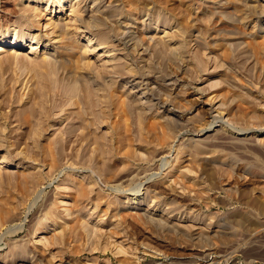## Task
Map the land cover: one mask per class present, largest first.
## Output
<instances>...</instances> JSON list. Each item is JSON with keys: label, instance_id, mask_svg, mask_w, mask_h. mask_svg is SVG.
<instances>
[{"label": "rangeland", "instance_id": "1", "mask_svg": "<svg viewBox=\"0 0 264 264\" xmlns=\"http://www.w3.org/2000/svg\"><path fill=\"white\" fill-rule=\"evenodd\" d=\"M56 1L57 0H53V2L55 3ZM76 1L77 0L75 1L66 0L65 3L63 2L61 6L63 8L62 12L59 10L60 8L57 7L59 5L53 4L51 7H49L55 9L53 14L51 13L50 15L49 13V16L41 18L40 24L37 25V28L35 27L36 25L35 26L33 25L32 21L28 23V27L31 29L30 30L31 34H36V35L39 34L44 38L42 39L40 45L38 46V53L36 55H26L27 49H29L28 47L29 42H27L24 43L26 45L23 44L25 48L16 51V54L15 52H13L15 50L12 51L15 54L13 56L16 60L15 59L14 61L11 60L12 62H10V65L8 61L5 62L6 66L5 63L4 64H2L3 62L0 63V65L2 66V67L0 66V72H1L0 75L2 74L0 76V81H1L0 86H2V88L0 87L1 88L0 89V136L2 139L0 143L3 144V145L0 144L1 146L0 160L3 158V156L7 158L9 157V159L11 160L10 165H0V204H2L0 205V209L3 210L6 209L5 211H7V212L4 211L6 213L7 218L2 219V221L0 222V264H33V263L35 264L37 260L36 258H39L38 256H41L44 253L43 249L47 251L43 254L45 259V264H264V215H260L261 213L260 211H258V209L264 208V80H263L264 54H263L262 62L257 63V59L255 58V56L253 57V55L248 51V48H246L247 41L245 38H240V37H236L235 39L222 38L220 44L224 45L226 49H229L227 50L229 51V54L231 53L230 62L225 63V61L223 62L222 58H221L222 61L219 60L221 56L217 57L218 52L216 50L215 52L217 54L214 52L213 50L214 48H211L212 45H208L205 42H203V40L199 38L198 36L199 34H197L198 31L193 29L191 32L192 33L191 37L187 39L186 50L185 52L183 51L185 54L182 53L185 57H183V55H181L180 53L181 50L180 52L177 51L178 53L176 51L175 53L174 51L172 53V51L168 49L164 45V43L161 42V40H159V38L165 39L166 41H168V43L170 42V44L175 45V47L178 49L180 46V44H178L179 42H176V40L173 41L171 40V38H173L172 36L174 30L170 28H164L162 26L156 28V23H154V21L153 22L148 21L147 22L149 23V25L147 24V31H149L148 35L149 36L155 35L156 39L153 42H151L149 45L145 44L144 49L147 52L148 58H150L149 56H151L152 58L148 63L147 62L144 64L140 63L141 64L140 65L139 62H136L135 58L132 56L130 50L131 43L128 42L126 36L127 32L125 33L123 32V34L117 37L113 35L112 38L109 40L110 42L98 48H97L96 40H94L91 43L92 44L91 46H94L93 48L85 47L88 44L86 42L87 40L92 38L94 39L95 38L94 36H96V34L97 36L98 34L100 35L102 31L103 32L110 31L111 26L110 24L107 23H105L107 25L102 26L101 23L98 22V20H96L98 18V14H96L95 6L99 5V2L101 3V1L98 0V2L97 1L95 2L94 0H83L81 5V7L87 6V8H89L90 11H93L95 9L94 10L95 13L93 12V15L96 14L94 16L95 17L97 16V18H95L94 16L90 17V16L82 15L81 12H79L78 14H75V11L71 12L72 10L70 7L72 4L75 5ZM104 1L106 2L107 0ZM14 3L15 0H0V32H3L6 29L7 25L10 26L11 29H13V25L15 27V22L20 14H16L14 12V9L12 10V7L15 6ZM25 3L26 2L24 3L22 2L21 4L24 5ZM171 3L173 4L174 8H177L175 9L176 13L174 11V15L179 18H184L185 16H187V14H192V12H189L188 10L191 9L192 11V9H194L190 7L188 10H186L187 6L189 5L188 4L184 5L185 3L184 0L183 1L174 0L173 2L171 1L169 4L171 5ZM258 3L262 4V6L264 7V0H257L256 4L258 5ZM26 4H28V2ZM45 4L46 3H44L43 8H46ZM263 7H260L258 10H260L261 12L263 11L264 13ZM9 10L13 12H10ZM199 16L201 18L200 19L201 22L204 25H207L208 24L207 15L199 14ZM73 18L74 19L77 18L78 21L81 22L83 21V22L82 25L78 27V29L70 32L71 35L67 34L65 35L67 37L64 36L65 37L64 40H67L66 42L68 44L67 46L68 48H70L69 53L74 54L73 56L70 55L72 56V58L70 59L71 60L74 59L72 60L73 63L75 60L76 61L80 60L81 61L80 64L83 65L85 63L90 64L89 66L86 65L87 69H85L84 67L85 65L84 66L81 65L85 69L84 70L81 68V77L83 80V82L82 81L81 82L83 86L84 84H86V86H88L87 84L93 85L94 84L93 82L95 81H96L95 84L100 83L99 85L94 84L95 86L94 85L91 86L93 88L92 90L90 88H87V90L89 89L88 92L89 93L92 92L95 95L93 101L97 103L95 104V110H97V112L103 111L102 108H104L106 112H111L108 113L110 114L109 116L104 111L105 115H107L106 117L109 116L107 118L108 119L107 122L103 121L104 116L103 118L97 119L96 115H94L96 117V119H94L95 117L93 118L91 116L92 114L89 113L90 116L92 117L91 118L89 114L87 115L88 112L86 113L87 115L86 117L89 120L88 122L90 123V121L94 120V122L92 121V123H96L94 124L95 126L97 125L96 127L94 126L92 127V129L93 128L96 129V130L93 129L94 131H97L96 134H94L95 132L93 131L94 135L92 134V136L96 137L99 134L103 137L104 136L106 137L108 149L105 146V150H106L105 154L107 155L108 158L106 157V155L104 156L102 155L101 157L104 158H101L99 156L102 159V161L100 158L98 159H100V161L103 162L104 159L107 158L108 161L105 160L104 163L110 162V167H113L110 169V172L108 171L110 174L108 172H104L105 170L107 171L106 168L104 171H101L103 170L102 168L105 167L103 165L104 163L101 165L100 164L101 162L98 160L99 163L95 164L92 159L94 157L92 151H94L96 147V146L94 147L93 144V140H95V138H89L88 136L89 138L88 140L90 141L82 140L81 135L83 133V129L80 126V124L79 126L77 124L78 119L76 114L72 115L71 113L69 115L72 116L69 115H68L69 117L65 116L66 114L65 108L67 107L66 105L71 103L68 101H70L72 98H70V100L67 101L69 97L67 99L62 97L65 99V100L62 99L65 101L64 102L61 100V97L55 95V92L52 91L50 93L51 95L45 98V100L44 99L42 100L43 104L41 102L42 105H45L44 106L45 108L35 106L33 109V106L29 105L31 104L30 100L28 101L25 97V95L28 94L29 92L28 91L29 88H31L30 86H32V84H30L28 80L32 77L33 73L37 69L36 67H38V64L39 66H41L40 64H42V63L36 64L34 61L29 60V58L27 57L34 56L37 57L36 59L38 58L42 59L43 57L47 59L48 57L47 54L54 53L53 48L59 46L60 43L59 41H61V43L64 41L63 37L61 39L57 35H55V33H53L54 31H52V27H50L49 29L48 27H46V24L49 23V19L50 20L55 19V21L57 20L64 24L69 23V25L72 24L71 26H73L74 25ZM234 24L240 30L244 29V25H245L244 21H240V20L238 21V19L235 18ZM28 27L21 29L20 30L21 34L29 35V29H27ZM241 27L243 29H241ZM263 28H264V18L261 19L259 33H258L259 37H262V39H264ZM112 34L113 33L111 32V35ZM46 42L47 43L49 42L51 46L48 49H45L44 47ZM79 45L84 47L82 48ZM113 45L116 46L114 47ZM11 50H9L10 52L7 51L6 52L7 54L5 52L0 53V61H5L7 59L5 57H7L9 53H11L10 55H12ZM105 52L108 53L104 54ZM180 55L183 58H185V61L182 57H180ZM119 57H120V62H118ZM172 57H175L176 63L179 62L180 65L177 66L174 65V67L169 66V65H173L169 60ZM49 58H51V56H49ZM175 58H172V60L174 59L173 61H175ZM179 58H182L183 60ZM115 59L118 61H116ZM110 60L113 61L115 60L117 64H124V65L127 64L128 68L125 69L124 72H127L129 69H131L129 67L132 66V68L136 69V71L140 73L139 74L136 72L135 77H133L134 79L138 78L136 79L135 83L138 84L140 83V85H138L136 89H133L134 90L133 93L134 95L135 92L136 95L137 92H140V94H142L141 97L143 99L142 101L144 105V106L142 105L143 108H140L142 107L140 105H139L140 107L136 106L137 100H134L135 98L133 96L128 95L129 97L127 98L123 96L126 99L124 100L123 97L119 98L117 95V93L118 94L125 93L126 89L123 87L121 89L120 85L121 84L124 85V83L128 82L126 84L128 86L129 81L131 82L133 79L131 76L130 78L129 76L126 75L122 76L123 75L122 73L121 75L122 78L113 74L111 78H104V76L101 74L105 71V68L108 69L112 68L110 67V64L108 65L106 64ZM180 61L182 62L184 61V63L182 64ZM13 62H16L14 63L15 66L14 64H12ZM33 62L35 65L32 64ZM128 62H130V64ZM33 66H35L34 70H33ZM7 69H9L10 72ZM1 70H3L4 73ZM83 70L86 72H84ZM185 70H187V72H184ZM36 72H38V70ZM228 72L232 73V75L235 74L234 76L236 78L235 79L236 81L234 83L229 82L228 80L226 81L224 75L228 74ZM54 73L56 76L54 75ZM54 73H51L53 74L51 76L47 74L51 78L50 81H52L53 78L55 81L56 80L58 81L59 79L60 83L58 84H61L62 81L60 80L61 75L57 73L62 74V71L59 72L56 70V72ZM22 74L25 78L22 76ZM101 76H103L102 78L104 80L100 78ZM8 78L13 79L14 83L11 82V80ZM7 79L8 81H6ZM16 80L17 83L15 84ZM9 81L11 85L9 84ZM57 81H56V85H57ZM157 82L158 84L171 82L172 85L169 90L170 91L172 89L173 90L170 92L162 87H158ZM79 83H77V85ZM112 84L115 85L114 87L118 85L117 87H119L122 91L120 89L119 90L121 92L118 91V89L114 93L113 91H111L112 93L110 94H114V96L116 95L119 100L118 99L117 101L116 99L111 100L114 103L116 102V104L113 103L114 104L113 106L112 102L110 101L109 103H107L109 108L107 109V105L103 103L104 101L103 95L105 94L106 97L108 96L106 98L108 100L110 96L109 94L110 91H108V89L110 88V86H113ZM90 85L88 87H90ZM5 86L8 87L5 88ZM132 88L134 87L132 86ZM11 89L13 91H11ZM96 89L97 91H95ZM105 90H107L106 92L108 93H105ZM5 94L8 96H6ZM93 94H92V98H93ZM170 94L171 96H169ZM54 95L57 98L59 97L60 100L54 98ZM172 95L173 97L177 95L178 97L183 99L186 102L187 106L185 108H180V110H178L179 106L175 107V104H177V100L175 101L176 98H173ZM198 95L202 97V100H206L210 97H213V95L220 96L218 98L219 99L218 101L222 103L224 112L220 110H216L217 106H215L216 107L214 108L215 110L211 111L210 113H207L205 109H200V110L198 109L199 111H201L199 112L198 110H196V108L198 107L197 103L199 101L195 100V98H197ZM19 96L23 98H20ZM100 96H102L103 98ZM114 96L112 95L113 98H116ZM168 96L171 99H168ZM98 97L101 99H99ZM112 97L110 96V99H113ZM73 98L74 99L72 100H76V99L78 100V98L76 97ZM172 98L174 99V101ZM234 98H236V100ZM58 100L61 102L58 103L60 107L56 104L57 105L56 107H59L58 110L56 111L55 103ZM62 102L64 103L68 102L65 105L66 107ZM117 102H120V104L124 106V109L126 107L125 110L127 114L125 113V111H119V113H117L118 111L114 112L115 109H113L112 107L116 108L115 107L116 105L118 106V109L120 107V105ZM165 102H167L168 106L169 105L171 106L173 111L171 112L172 113L171 115L175 116L174 118H176L177 120H174L173 122L167 121V123L164 122L166 110L165 111L163 110V106ZM171 102L173 103L176 102V103L171 104ZM208 104L209 106L205 108L210 107V104L211 106H213V103L211 102H208ZM228 105L231 106L230 110ZM241 105L245 108L246 112L250 109L248 111L249 115H251L252 117L253 116L256 117L252 118L251 116L250 117L248 116V119H244L243 121L241 120L240 123L238 120H234L236 119V117H234L236 115H232L235 114L232 111V109L237 108V106L240 107ZM53 106L55 111L53 110ZM61 106L65 109V110L63 109L64 111L62 110L65 113H63L61 110L59 111V109H62ZM99 106L101 107L102 110L99 109ZM110 106L112 107L110 108ZM27 107L28 108L30 107V110L37 109V111L35 110L36 112L34 111L35 113H33L32 111V113L36 115H33L31 113L33 117L32 116L27 117V120L29 117L30 118L32 117L33 120L34 118L35 119L37 118L36 120L38 123L35 120V124L37 123L36 124L37 126L34 125L32 119L29 120L30 122L32 121L31 126L32 127L34 126L33 128H31L30 125L28 126V124H30L29 121L26 120L28 124L24 123L25 117L23 118L24 120L22 121V116H24V114L22 113L25 109L27 111L28 109ZM46 107L49 110L52 108L51 109L52 111H50L51 113L47 111L48 109ZM68 108L69 107H67V109ZM38 110L39 113H37ZM40 110L41 111L44 110V111L40 112ZM111 110H113L114 112L113 114ZM228 111L231 114L228 113ZM18 112H21L20 113L21 118H19ZM196 112H199L198 116L195 115ZM45 113H48V115H46ZM62 113L64 114L63 116ZM45 115L49 116L48 117L49 119L45 117ZM64 116L68 120L67 119L64 120L63 119L65 118ZM42 119H44L43 122ZM38 120H40V122ZM104 120L106 119L104 118ZM71 122L73 123L70 124ZM161 122L163 123L161 124ZM39 123H41V125L38 126ZM154 124L156 127L154 126ZM70 125L71 126L73 125L72 129H70L71 128ZM74 126L75 127L77 126L75 128L76 130L75 129L73 130ZM153 126L155 128L151 130ZM114 127H116V130ZM70 130L71 131L73 130V132H71ZM77 139L80 141H78ZM75 140L77 142H75ZM110 142H112V144L109 145ZM45 144L47 146H51V147L53 146V147L52 148L45 147L46 146ZM51 149L53 150L55 149V152L52 151L55 155L54 154L52 155V152L50 151ZM129 150L133 153L131 152H130L131 154L128 153ZM151 152L153 155L151 154ZM45 154L47 157L44 156ZM129 155H131L132 157ZM213 155L214 156L228 155L230 157H233V159L235 158L233 167L231 168L228 167V169H226V173L227 170H230L229 171L230 173L227 174L225 173V175H223L222 178L216 174L217 172L213 168H211L212 167L210 166L211 164L207 162V157L210 158ZM52 157L54 159H52ZM125 157L127 159H125ZM25 175L27 176L32 175L33 177H36L34 175H37L36 180L34 181L36 182L34 184L37 185L36 186L34 184L30 185V183L33 182L31 181V179H29L30 181L28 180L29 182L26 181L23 178ZM70 176H74V179L77 176L76 177L77 180L75 179L76 181L74 180L72 182L68 181L67 179ZM88 180L91 181L93 185L94 183L96 185L93 192L94 194L92 195L93 200L97 198V196L95 195L97 194L98 191L100 192H98L97 195H100L99 193L102 194L99 197H103L104 195L109 200L104 197L105 200H103L102 204L100 205L101 207L97 208L96 205L94 204L95 203L94 201L92 203L89 199H87L88 201H86V203L85 202H83V204H81V202L80 204L77 203L78 208L81 205H84V203H85L84 206L86 205L87 206L85 207V209H82V211L79 210L80 212L79 211L76 212V209L72 207L73 206L72 204L76 203L75 194L73 196L72 192L74 191V193L75 192L77 193V189H76L77 185L78 187L80 185L78 184L77 181H80L79 183L82 182L83 184L85 183L84 185H87L88 187L90 185L92 186V184H90ZM228 181L229 182L233 181L231 188L229 187L227 188L225 186V183H227ZM74 182L76 183V185ZM159 183L164 184L166 187L168 186L167 191L173 193L168 194L169 193L168 192L167 195L160 194V196L153 194L151 192V189L148 187L159 185ZM95 189L97 191L96 194H95ZM69 194H71L73 198L69 197L68 196ZM59 195H61V197L63 198L65 197L63 199L64 203L62 204H59V198H60ZM172 195L183 198L184 200L187 201L185 202L186 204H180L182 206L181 207L178 203L174 202L175 199ZM71 200H73L75 203ZM104 201L105 202L108 201L109 205ZM139 203L144 207L147 206L149 212L150 210L151 211L153 210L152 211L153 213L161 216L164 213L165 215H167V219H170V221L172 220L171 222L179 226L180 224H182L183 226L187 227L185 230H187L186 233L188 234L184 233L183 235L181 234L182 232L180 233L177 230H176L177 232H175V230L170 231L167 229V227L163 228V226L162 227L157 226L156 224L149 222V220L148 223L145 219L142 221L132 220L131 223H129L130 225L127 224L125 226L118 224L119 221H116L117 218L116 216L124 213V209L122 207L124 205L126 207L129 206L128 208L130 209L128 211L131 212L132 210L131 208L135 207L136 205H139ZM76 206L77 205H75V207ZM189 208L192 210H190ZM91 214L92 216H90ZM165 215H163V217H165ZM238 215L241 216L244 215L246 217L249 216L248 218L250 219L252 218V220L255 219L254 221H256L255 223H257L256 224L257 227L256 226L254 227H256L261 231L260 234H257L255 237L251 238V240L250 238L248 239L246 234L247 229L245 230L241 225H239L238 223L235 224L233 222L235 217ZM52 216H54L55 218ZM170 216L173 217L168 218ZM75 218L78 219V221L81 224L84 223V218H85V221H87L90 225L92 224L93 227H95L94 225L98 226L101 231L99 230V233L96 234L101 235L102 238L101 237L100 238L102 239L101 240L102 242L103 240L104 242L108 240V242L113 247H116L118 251L121 248L122 249L124 248L123 250H125V252L122 253L121 255L120 254L115 255L114 252L111 250H109L106 253H102L100 251L92 252L91 244L95 241V238H93V235L95 234L94 231L92 235H89V237L87 236L88 234L84 236L83 232L79 231L80 232L79 235H81L82 233L81 239L78 238V236L76 238L74 237L77 234L72 235L71 232H69L70 226L71 227L73 226L71 224V221L74 224V222L76 221ZM55 219L57 222L55 221ZM52 220H54V225L47 226L48 230L46 232H41V233L38 232L37 234L34 233L43 223ZM78 221L77 223L76 222L75 223L77 225H81ZM65 222L67 225L65 224ZM66 228H68V230L63 231ZM195 229H199L200 231H202L201 233L207 235L208 237L205 236V238L200 239L199 241L194 239L190 234L194 233V231L197 232ZM58 231L59 232L61 231V233L63 232V236L65 237V238L61 237L59 239L60 241H58V239L56 238L57 236L54 235ZM66 231L70 233V236L66 235V234L69 235V233H67ZM76 232L79 233L77 230ZM109 232L114 233L113 234L114 237L109 235L110 234ZM142 232H145L147 235L144 236L140 235V233ZM138 234L142 237H140ZM169 235L170 237L174 235L173 237L179 240L178 241L179 243L177 244L176 247L175 244L170 242ZM244 235L246 236V238ZM37 236H41V237L39 238ZM148 236L151 237L149 238ZM46 237L48 238L49 243L46 241L47 240ZM67 237L70 238L67 239ZM72 237L75 239H73ZM30 239L33 242H30L31 241ZM180 239L182 240L185 239L184 240L185 242L183 241L184 244ZM153 240L156 242H154ZM54 241L56 242V244ZM45 242H47V245L45 244ZM157 242H161L162 244L165 243L168 246L170 245L172 246H170L171 248L167 249L162 247V244ZM158 248H159V252H156L158 251L157 250ZM47 258H50V260Z\"/></svg>", "mask_w": 264, "mask_h": 264}, {"label": "bare ground", "instance_id": "2", "mask_svg": "<svg viewBox=\"0 0 264 264\" xmlns=\"http://www.w3.org/2000/svg\"><path fill=\"white\" fill-rule=\"evenodd\" d=\"M65 1L66 0H57L56 1V3L55 2H53V0H15V3H14V7H12V10L14 9V12L16 13V14H20L19 15V17H18V21L16 20V22H15V27H14V25H13V29H11V27L10 26H8L7 25V27H6V29L3 31V32H0V53H6L7 51H9V50H11V52L13 51V50H15V51H13V52H15V54H16V51H19V50H21V49H23V48H25V46L24 45H26V44H24V43H27V42H29V49H27V54L26 55H36L37 53H38V46L40 45V43H41V41H42V39H44L42 36H40L39 34H31L30 32V28L28 27V23L30 22V21H32V23H33V25L37 28V25L38 24H40V19L41 18H44V17H47V16H49V13H50V15H51V13L53 14V12H54V10L55 9H52V8H49V7H51L53 4H56V5H59V6H57L58 8H60L59 10L62 12L63 11V8L61 7L62 6V3L64 2L65 3ZM73 1H75V0H73ZM95 2L97 1L98 2V0H94ZM99 1H101V3L99 2V5H96L95 6V9H96V14H98V18H97V16L95 17L94 15H96V14H94L93 15V12L95 13V9L93 10V11H90V9L89 8H87V6H82L81 7V5H82V2H83V0H77L76 1V3H75V5H71V12H73V11H75V14H78L79 12H81V14L82 15H85V16H94L95 18H97L96 20H98V22H100L101 23V25L103 26H105V25H107V24H110V26H111V30L110 31H105V32H103L102 31V33H100V35L98 34V36H97V34H96V36H94L95 38L93 39H89V40H87L86 42L88 43L87 44V46H85V47H87V48H93L94 46H91L92 44V42L94 41V40H96V42H97V48L98 47H100V46H102V45H106V43H108V42H110L109 40L112 38V36L114 35L115 37H117V36H120L121 34H123V32L125 33V32H127V40H128V42L129 43H131V47H130V50H131V53H132V56L135 58V60H136V62H139V64L140 63H148L149 61H150V59L152 58L151 56H149L150 58H148V55H147V52L145 51V44L146 45H149L151 42H153L155 39H156V36L155 35H152V36H149L148 35V33H149V31H147V24L149 25V23H147L148 21H150V22H153L154 21V23H156V28H159V26H162V27H164V28H170V29H172V30H174V33H173V38H171V40L173 41V40H176V42H179L178 44H180V46H179V50L175 47V45H172V44H170V42L168 43V41H166L165 39H162V38H159V40H161V42L162 43H164V45L168 48V49H170L171 51H172V53H173V51H174V53H175V51L177 52H180V50H181V55H183V54H185L184 52H185V50H186V42H187V39L189 38V37H191V32H192V30L193 29H195L196 31H198V33L197 34H199L198 36H199V38H201L202 40H203V42H205L206 44H208V45H212V47L211 48H214L213 50H214V52H215V50L218 52V54H217V57H220V59L219 60H221V58H222V60H223V62L225 61V63H227V62H230V60H231V56H230V54H229V51H227V50H229V49H226L225 48V46L224 45H221L220 43H221V39L222 38H236V37H240V38H245L246 39V41H247V47L246 48H248V51L253 55V57L255 56V58L257 59V63L258 62H262V58H263V54H264V39H262V37H259V27H260V23H261V19L262 18H264V16H263V11L261 12L260 10H258L260 7H263L262 6V4H259L258 3V5L256 4L257 3V0H184L185 1V3H184V5H186V4H188L189 6H187V8H186V10H188L190 7L191 8H194V9H192V11H191V9H189L188 11L189 12H192V14H187V16H185L184 18H179V17H177V16H175L174 15V11H175V9H177V8H174V6H173V4L171 3V5L169 4L171 1L173 2L174 0H107L106 2L104 1V0H99ZM183 1V0H182ZM24 3V2H28V4H21V3ZM44 3H46L45 5V7L46 8H43V5H44ZM179 3V2H178ZM93 4V3H92ZM182 4V3H181ZM23 5V6H22ZM261 5V6H260ZM42 6V7H41ZM150 6H152V7H150ZM171 6H173V7H171ZM193 6V7H192ZM93 7V6H92ZM177 7V6H176ZM264 8V7H263ZM8 9V8H7ZM75 9V10H74ZM52 10V11H51ZM179 10V9H178ZM181 10V9H180ZM10 11V10H9ZM10 12H13V11H10ZM178 12V11H177ZM175 13H176V11H175ZM75 14H73V15H75ZM183 14V13H182ZM185 14V13H184ZM199 14H204V15H207V21H208V24L207 25H204L202 22H201V18H200V16H199ZM175 17H174V16ZM78 16V15H77ZM182 16H184V15H182ZM181 16V17H182ZM202 17V16H201ZM5 18V17H4ZM80 18V17H79ZM149 18H150V20H149ZM235 18H237L238 19V21L240 20V21H244V23H245V25H244V29L241 27V29H243V30H240L239 28H237L236 26H235V24H234V20H235ZM53 19V18H52ZM50 20L49 19V23L48 24H46V27H48V29L50 28V27H52V31H54L53 33H55V35H57L59 38H61L62 39V37H63V40H64V38L65 37H67V36H65V35H67V34H70V32L71 31H74V30H76V29H78V27H80L81 25H82V22L81 21H78V19L77 18H73L74 20V25L73 26H71V25H69V21L67 22L68 24H64V23H61V22H59V21H55V19L54 20ZM58 19V18H57ZM7 20V19H6ZM45 21V20H44ZM71 21H72V19H71ZM206 21V22H207ZM31 23V24H32ZM105 23H107V24H105ZM187 27H186V26ZM241 25V24H240ZM75 26V27H74ZM88 26V25H87ZM86 26V27H87ZM26 27H28L27 29H29V35H24V34H21V32H20V30L21 29H23V28H26ZM34 27V28H35ZM103 28V27H102ZM148 28H150V27H148ZM89 29V28H88ZM96 29V28H95ZM264 29V28H263ZM82 30V29H81ZM106 30V29H105ZM109 30V29H108ZM166 30V29H165ZM80 31V30H79ZM84 31V30H83ZM156 31H157V29H156ZM263 31V30H262ZM76 32H78V31H76ZM101 32V31H100ZM111 32L113 33L112 35H111ZM165 32V31H164ZM194 32V31H193ZM24 33H26V32H24ZM50 33V32H49ZM93 34H94V32H93ZM172 34V33H171ZM71 35V34H70ZM69 35V36H70ZM74 35H76V34H74ZM165 35V34H164ZM65 36V37H64ZM55 37V36H54ZM97 38V39H96ZM175 38V39H174ZM52 39V38H51ZM72 39V38H71ZM167 39V38H166ZM126 40V39H125ZM124 40V41H125ZM72 41V40H71ZM113 41V40H112ZM231 41V40H230ZM60 43H61V41H59ZM67 42V40H64L61 44L59 43V46L58 47H55V48H53V54H47L48 55V57L47 56H45V57H47V59L46 58H42V59H36L37 57H34V56H31V57H27V58H29V60H32V61H34L36 64L37 63H42V64H40L41 66H39V64H38V67H36L37 69L35 70V72L38 70V72H34L33 73V75H32V77L28 80V82L30 83V84H32V86H30L31 88H29V92H28V94H26L25 95V97H26V99L29 101L30 100V103L31 104H29V105H32L33 106V109H34V107L35 106H39V107H41V108H45L44 106L45 105H42L43 104V99L45 100V98H47L49 95H51L50 93L53 91V92H55V95H57V96H59V97H61V100L62 99H67L68 97H69V99H67V101L68 100H70V98H72V99H74L73 97H76V98H78V100L76 99V100H70V101H68V102H71L70 104H67L68 102H66V103H64L65 101V99L64 100H62V101H64V102H62V103H64V106L66 105L67 107H69L68 109H67V107L64 109L62 106V109H59V111L61 110H65V112H66V114H65V116H68L69 114H71L72 113V115L73 114H76V116H77V119H78V126H79V124H80V126L82 127V129H83V133H82V135H81V138H82V140H85V141H87L89 138H95V140H93V144H94V147H95V149H94V151H92L93 152V155H94V157L92 158L93 159V161H94V163L95 164H97V163H99V161H100V159L101 158H104V157H101L102 155L104 156V155H106L105 154V146H106V148H107V146H108V144H107V141H106V137L104 136H101V135H97L96 137H93L92 136V134H93V131L94 130H96V129H92V127L94 126V127H96L94 124H96V123H92V121L94 122V120H92V121H90V123L88 122L89 120L87 119V115L90 113V114H92L91 116L94 118L95 116L94 115H96V117H97V119L98 118H103V116H104V118L106 119V120H104V118H103V121L105 122H107V118L110 116V114H108V113H111V112H106L105 111V109L104 108H102L103 109V111H100L99 109H101V107L99 106V111L100 112H97V110H95V104H97V103H95L94 101H93V99H94V94L91 92V93H89L88 91H89V89L87 90V88H90L91 90L93 89L91 86H93L94 84H95V82H93V80H92V82L94 83H92L93 85H90V84H87L88 86L90 85V87H88V86H86V84H84V86H83V84H82V82H83V80H82V77H81V68L82 69H84L82 66H84L85 67V69H87V66L86 65H90V64H87V63H85L84 65L83 64H80L81 63V61L80 60H75L74 61V63L72 62V60H74V59H70V58H72V56L74 55V54H70L69 53V49L70 48H68V44L66 43ZM175 42V41H174ZM175 42V43H176ZM194 42V41H193ZM202 42V43H203ZM24 44V45H23ZM114 44V43H113ZM218 44V45H217ZM24 47H23V46ZM160 45V44H159ZM80 46V45H79ZM114 46V45H113ZM116 46V45H115ZM114 46V47H115ZM178 46V45H177ZM206 46V45H205ZM45 49H48L49 47H51L50 46V43L48 42H46V44H45ZM80 47H82V46H80ZM84 47V46H83ZM82 47V48H83ZM111 47V46H110ZM76 48V47H75ZM95 48H96V46H95ZM147 48V47H146ZM203 48V47H202ZM232 48V47H231ZM241 48H243V47H241ZM51 49V48H50ZM86 49V48H85ZM115 49V48H114ZM90 50V49H89ZM88 50V51H89ZM73 51V50H72ZM79 51V50H78ZM77 51V52H78ZM91 51V50H90ZM108 51V50H107ZM111 51V50H110ZM110 51H109V53H110ZM117 51V50H116ZM184 51V52H183ZM242 51V50H241ZM10 52V51H9ZM12 52V55H10L11 53H9L8 54V56L7 57H5V58H7L5 61H0V63L1 62H3L2 64H4L5 62H9V65H10V62H12V61H14V56L13 55H15L14 53ZM74 52H75V50H74ZM146 52V53H145ZM168 52V51H167ZM177 52V53H178ZM213 52V51H212ZM19 53V52H18ZM40 53H41V51H40ZM106 53H108V52H105L104 54H106ZM169 53H170V51H169ZM176 53V54H177ZM183 53V54H182ZM7 54V53H6ZM176 54H173V55H176ZM188 54V53H187ZM246 54V53H245ZM17 55H19V54H17ZM21 55V54H20ZM41 55V54H40ZM70 55H72V56H70ZM108 55H110V54H108ZM179 55V54H178ZM180 55V57H182ZM204 55V54H203ZM234 55V54H233ZM49 56H51V58H49ZM81 56V55H80ZM79 56V57H80ZM88 56V55H87ZM100 56V55H99ZM172 56V55H171ZM17 57V56H16ZM107 57V56H106ZM179 57V56H178ZM183 57H185L184 55H183ZM182 57V58H183ZM216 57V56H215ZM243 57V56H242ZM18 58H19V56H18ZM48 58H49V60H48ZM76 58V57H75ZM133 58V59H134ZM169 58V57H168ZM172 58H175V57H172ZM172 58H170L169 60H170V62H171V64H173V65H169V66H173L174 67V65H180V63L178 64V63H176V58H175V61H173L172 60ZM179 58V59H181V60H183L184 59V61H185V58ZM202 58V57H201ZM204 58V57H203ZM26 59V58H25ZM255 59V60H256ZM4 60V59H3ZM12 60V61H11ZM16 60V59H15ZM116 60V59H115ZM113 61V60H110V61H108L106 64L108 65V64H110V67H112L111 69H108V68H105V71L103 72V73H101L103 76H104V78H111V76H112V74L113 75H116V76H119V77H121L122 78V76H124V75H126V76H129V78H130V76L133 78V77H135V75H136V69H134V68H132V66H130L129 68H131V69H129L127 72H124L125 71V69H127L128 67H127V64L126 65H124V64H117V62L116 61H118V60H116V61ZM161 60V59H160ZM168 60V59H167ZM221 60V61H222ZM246 60V59H245ZM249 60V59H248ZM80 61V62H79ZM90 61V60H89ZM100 61V60H99ZM105 61V60H104ZM134 61V60H133ZM132 61V62H133ZM184 61L182 62V61H180L182 64L184 63ZM238 61V60H237ZM34 62L32 63V64H34ZM86 62V61H85ZM118 62H120V57H119V61ZM127 62V61H126ZM153 62V61H152ZM169 62V63H170ZM187 62V61H186ZM14 63H16V62H13L12 64H14ZM90 63V62H89ZM101 63H102V61H101ZM125 63V62H124ZM129 64H130V62H128ZM166 63H168V62H166ZM263 63H264V61H263ZM262 63V64H263ZM11 64V65H12ZM31 64V65H32ZM142 64V65H143ZM188 64V63H187ZM25 65V64H24ZM28 65V64H27ZM35 65V64H34ZM82 65V66H81ZM141 65V64H140ZM140 65H138V66H140ZM151 65H152V63H151ZM198 65H200V64H198ZM1 66V65H0ZM5 66H6V63H5ZM14 66H15V64H14ZM18 66V65H17ZM22 66V65H21ZM37 66V65H36ZM97 66V65H96ZM106 66V65H105ZM150 66V65H149ZM193 66V65H192ZM2 67V66H1ZM4 67V66H3ZM12 67V66H11ZM27 67V66H26ZM30 67V66H29ZM98 67V66H97ZM103 67V66H102ZM151 67V66H150ZM5 68V67H4ZM34 68H35V66H33V70H34ZM176 68V67H175ZM194 68V67H193ZM196 68V67H195ZM198 68V67H197ZM202 68V67H201ZM13 69V68H12ZM11 69V70H12ZM16 69V68H15ZM29 69H32V68H29ZM53 69L54 70V72H56V70L57 71H62V74L61 73H57V74H60L59 76L61 77L60 78V80H62L61 81V84H58V83H60V81H59V79H58V81H57V85H56V81L54 80V78H53V82L52 81H50L51 80V78L49 77V75L51 76V75H53V74H51V73H54L53 72V70L51 71V70ZM56 69V70H55ZM84 69V70H85ZM90 69V68H89ZM92 69V68H91ZM139 69V68H138ZM137 69V70H138ZM144 69V68H143ZM178 69V68H177ZM7 70H9V69H7ZM83 70V71H84ZM189 70V69H188ZM195 70V69H194ZM262 70V69H261ZM1 71H3V70H1ZM18 71V70H17ZM31 71V70H30ZM48 71H50V72H48ZM230 71V70H229ZM9 72H10V70H9ZM84 72H86V71H84ZM142 72V71H141ZM166 72V71H165ZM184 72H187V70H185ZM204 72H206V71H204ZM1 73V72H0ZM3 73H4V71H3ZM12 73V72H11ZM30 73V72H29ZM122 73H123V75H122ZM137 73H139V72H137ZM183 73V72H182ZM194 73V72H193ZM226 73V72H225ZM10 74V73H9ZM25 74V73H24ZM47 74H49V75H47ZM83 74H85V73H83ZM91 74H93V73H91ZM100 74V73H99ZM107 74V75H106ZM128 74V75H127ZM140 74V73H139ZM185 74V73H184ZM224 74V73H223ZM2 75V74H1ZM0 75V76H1ZM12 75V74H11ZM10 75V76H11ZM15 75V74H14ZM13 75V76H14ZM54 75H55V73H54ZM122 75V76H121ZM151 75V74H150ZM167 75V74H166ZM175 75V74H174ZM235 75V74H234ZM234 75H232V73H229L228 72V74H226V75H224V77H225V79H226V81L228 80L229 82H232V83H234L236 80V78H235V76ZM22 76H23V74H22ZM56 76V75H55ZM58 76V77H59ZM91 76V75H90ZM100 76V75H99ZM103 76H101L100 78H102ZM145 76V75H144ZM153 76V75H152ZM15 77V76H14ZM24 77V76H23ZM50 79H49V78ZM57 77V78H58ZM95 77V76H94ZM115 77V76H114ZM25 78V77H24ZM83 78H84V76H83ZM86 78H88V77H86ZM128 78V79H129ZM131 78V79H132ZM8 79H10V78H8ZM8 79L6 80V81H8ZM15 79V78H14ZM94 79V78H93ZM103 79V78H102ZM114 79V78H113ZM136 79H138V78H133L132 79V81L130 82L129 81V84H128V86L126 85L127 83H124V85H120V87H121V89H122V87L123 88H125L126 90H125V93H117V95H118V97L119 98H121V97H125V98H127V97H129L128 95H130V96H133L134 98V100H137L136 101V103H137V105L136 106H138V107H140V106H142L143 105V99H142V97H141V95L142 94H140V92H137V95H136V92H135V95H134V93H133V89H136L137 87H138V85H140V83L138 84V83H135V81H136ZM160 79V78H159ZM224 79V80H225ZM11 80V82H13L14 80L13 79H10ZM20 80V79H19ZM31 80V81H30ZM104 80V79H103ZM142 80V79H141ZM264 80V79H263ZM54 81H55V83H54ZM67 81V82H66ZM82 81V82H81ZM88 81V80H87ZM91 81V80H90ZM106 81V80H105ZM154 81V80H153ZM1 82V81H0ZM19 82V81H18ZM25 82V81H24ZM80 82V83H79ZM118 82V81H117ZM125 82V81H124ZM169 82V81H168ZM168 82H165V83H159L158 84V82H157V86L158 87H162V88H164L165 90H167V91H170L169 89L171 88V82L170 83H168ZM174 82V81H173ZM177 82V81H176ZM14 83V82H13ZM17 83V80H16V82H15V84ZM77 83H79L78 85H80V86H78L77 85ZM142 83V82H141ZM9 84L11 85V83H10V81H9ZM96 84H98V83H96ZM95 84V85H96ZM100 84V83H99ZM98 84V85H99ZM155 84V83H154ZM154 84H151V85H154ZM0 85H1V83H0ZM8 85V84H7ZM27 85H28V83H27ZM60 85V86H59ZM94 85V86H95ZM113 85V84H112ZM131 85V86H130ZM146 85H147V83H146ZM175 85V84H174ZM236 85H237V82H236ZM107 86V85H106ZM109 86V85H108ZM115 85H113V86H110V88L108 89V91H110L109 92V94L110 93H112L111 91H113V93L118 89V91H120L121 89L119 88V87H114ZM126 86V87H125ZM132 86L134 87V88H132ZM229 86V85H228ZM233 86V85H232ZM1 88H2V86H0ZM6 87H8V86H5V88ZM9 87H12V86H9ZM13 87H15V86H13ZM83 87V88H82ZM85 87V88H84ZM149 87V86H148ZM0 88V89H1ZM116 88V89H115ZM150 88V87H149ZM13 89V88H12ZM11 89V91H13ZM15 89V88H14ZM115 89V90H114ZM120 89V90H119ZM103 90V89H102ZM138 90V89H137ZM173 90V89H172ZM171 90V91H172ZM27 91V90H26ZM95 91H97V89L95 90ZM107 90H105V93H108V92H106ZM122 91V90H121ZM120 91V92H121ZM126 91H127V94H126ZM170 91V92H171ZM24 92V91H23ZM94 92V91H93ZM124 92V91H123ZM8 93V92H7ZM6 93V94H7ZM11 93V92H10ZM173 93V92H172ZM171 93V94H172ZM3 94V93H2ZM1 94V95H2ZM5 94V95H6ZM9 94V93H8ZM92 94H93V98H92ZM116 94V93H115ZM120 94H122V95H120ZM171 94L169 95V96H171ZM229 94V93H228ZM54 95V98H56V99H59V97L57 98L56 96ZM91 95V96H90ZM98 95V94H97ZM103 95V94H102ZM112 95L114 96V94H110V96L112 97ZM139 95V96H138ZM160 95V94H159ZM174 95V94H173ZM173 95H172V97H173ZM184 95V94H183ZM6 96H8V95H6ZM22 96V95H21ZM53 96V95H52ZM110 96H109V98H108V100L106 99L107 97H106V95L104 94L103 95V97L102 96H100V97H102L103 98V103H105L106 105H107V109H109L108 108V104L107 103H109L111 100H115L116 99V101H117V96L115 95L114 97H116V98H113V99H110ZM169 96H168V99H171V98H169ZM212 96V95H211ZM20 97V96H19ZM62 97H64V98H62ZM123 97V98H124ZM220 96H218V95H213V97H210V98H208V99H206V100H202V97H200L199 95L197 96V98H195V100H198L199 102L197 103L198 105V107L196 108V110H200V109H205L206 110V112L207 113H210L211 111H213V110H215L214 108H216L215 106H217V108H216V110H220V111H222V112H224L223 111V105H222V103H220V101H218ZM3 98V97H2ZM5 98V97H4ZM11 98V97H10ZM20 98H23V97H20ZM99 98V97H98ZM124 98V100H126ZM165 98V97H164ZM173 98H176L175 99V101L177 100V104H175V107L176 106H179L178 108V110H180V108H185L187 105H186V102L183 100V99H181L180 97H178L177 95L176 96H174ZM172 98V99H173ZM226 98H228V97H226ZM238 98V97H237ZM41 99V100H40ZM99 99H101V98H99ZM106 99V100H105ZM110 99V100H109ZM235 100H236V98H234ZM243 99V98H242ZM18 100H20V99H18ZM60 100V99H59ZM57 101L56 103H55V110L57 111L58 110V108L60 107V105H58V103L59 102H61V101ZM119 100V99H118ZM230 100V99H229ZM11 101V100H10ZM23 101V100H22ZM46 101H47V99H46ZM54 101V100H53ZM74 101V102H73ZM164 101V100H163ZM165 101H167V100H165ZM173 101H174V99H173ZM224 101V100H223ZM2 102V101H1ZM4 102V101H3ZM41 102H42V104H41ZM98 102V101H97ZM112 102V101H111ZM122 102V101H121ZM124 102V101H123ZM130 102H132V101H130ZM208 102H211V103H213V106H211V104H210V107H208V108H205V107H207V106H209V104H208ZM257 102V101H256ZM5 103V102H4ZM7 103H8V101H7ZM6 103V104H7ZM12 103H13V101H12ZM15 103V102H14ZM21 103V102H20ZM27 103V102H26ZM48 103V102H47ZM52 103H54V102H52ZM61 103V104H62ZM114 102H112V105L114 106V104H116V102L113 104ZM119 105H120V107H123V108H120L119 107V109H118V106L116 105L115 107L116 108H114V107H112V106H110V108L112 107L113 109H115V111L114 112H117V113H119V111H125V113H126V107H125V109H124V106L122 105V104H120V102H117ZM149 103V102H148ZM173 102H171V104H172ZM174 103H176V102H174ZM173 103V104H174ZM233 103V102H232ZM236 103V102H235ZM59 106V107H56L57 105ZM125 104V103H124ZM164 104V103H163ZM170 104V103H169ZM188 104V103H187ZM195 104V103H194ZM219 104V105H218ZM10 105V104H9ZM8 105V106H9ZM99 105H101V104H99ZM103 105V104H102ZM122 105V106H121ZM140 105V106H139ZM4 106H5V104H4ZM7 106V105H6ZM23 106V105H22ZM133 106V105H132ZM144 106V105H143ZM143 106L142 107H140V108H143ZM146 106V105H145ZM229 106V105H228ZM242 106V105H241ZM238 107L237 106V108H234V109H232V111L235 113V114H232V115H236V116H234V117H236V119H234V118H231V119H234V120H238L239 121V123H240V121L242 120H244V119H248V116L250 117L251 115H249L248 114V111L250 110H248L247 112L245 111V108L242 106V107ZM262 106V105H261ZM97 107H98V105H97ZM96 107V108H97ZM170 107V108H169ZM230 107L231 106H229V110H230ZM233 107H235V106H233ZM248 107V106H247ZM28 108V107H27ZM47 108V107H46ZM139 108V109H140ZM169 108V109H168ZM228 108V107H227ZM244 108V109H243ZM253 108V107H252ZM25 109V108H24ZM23 109V110H24ZM29 109V110H28ZM27 109V111H26V109L23 111V113L22 114H24V116H22V121L25 119V121L27 120V117L28 116H32L33 117V115H36V114H33V113H35L36 111H37V109H35V110H30V107ZM40 109V108H39ZM48 109V108H47ZM52 109V108H51ZM47 110V111H52V110ZM71 109H73V110H71ZM101 109V110H102ZM106 109V110H107ZM121 109V110H120ZM53 110H54V106H53ZM54 110V111H55ZM63 110V111H64ZM143 110V109H142ZM163 110L165 111L166 110V113H169V114H166L165 113V121H164V119H163V121L164 122H166L167 123V121L168 122H173L174 120H177L176 118H174L175 116H173V115H171L172 113L171 112H173L172 111V108H171V106L169 105H167V102H165V104H164V106H163ZM198 110V111H199ZM251 110H253V109H251ZM32 111H33V113H32ZM35 111V112H34ZM44 111V110H43ZM43 111H41L40 110V112H43ZM46 111V110H45ZM46 111V112H47ZM62 111V112H63ZM107 113V115H109L108 117H106L107 115H105V112ZM112 111V114L114 113L113 112V110H111ZM150 111V110H149ZM148 111V112H149ZM183 111V110H182ZM184 111H185V109H184ZM219 111V112H220ZM226 111V110H225ZM65 112H63V113H65ZM88 112V113H87ZM152 112V111H151ZM199 112H201V111H199ZM199 112H196L195 113V115L196 116H198L199 115ZM20 113L21 112H18V114H19V118H21L20 117ZM33 115H32V114ZM37 113H39V110H38V112ZM51 113V112H50ZM62 113V116L64 115ZM86 113H87V115H86ZM95 113V114H94ZM228 113H230L229 111H228ZM4 114V113H3ZM46 115H48V113H45ZM90 114H89V116H90ZM111 114V115H112ZM123 114H124V112H123ZM127 114V113H126ZM129 114V113H128ZM136 114V113H135ZM231 114V113H230ZM258 114V113H257ZM7 115V114H6ZM45 115V117H49V116H46ZM72 115H69V116H72ZM228 115V114H227ZM58 116V115H57ZM60 116V115H59ZM64 116V117H65ZM68 116V117H69ZM90 116V117H91ZM121 116V115H120ZM123 116V115H122ZM230 116V115H229ZM261 116V115H260ZM25 117V118H24ZM28 118V120L27 121H29V120H31L32 119V121L34 122V125H36L38 122H37V118L35 119L34 118V120H33V118ZM35 117V116H34ZM37 117V116H36ZM41 117V116H40ZM53 117H55V116H53ZM91 117V118H92ZM96 117L94 118V119H96ZM232 117V116H231ZM252 117V116H251ZM253 117H256V116H253ZM252 117V118H253ZM15 118V117H14ZM24 118V119H23ZM51 118H52V115H51ZM61 118V117H60ZM63 118V117H62ZM75 118V117H74ZM134 118V117H133ZM258 118V117H257ZM260 118V117H259ZM39 119V118H38ZM49 119V118H48ZM64 120L65 119H67L66 117L65 118H63ZM72 119V118H71ZM131 119V118H130ZM255 119V118H254ZM262 119V118H261ZM19 120V119H18ZM35 120H36V124H35ZM43 120L44 119H42V122H43ZM68 120V119H67ZM124 120V119H123ZM256 120V119H255ZM20 121H21V119H20ZM24 121V123H27V121L25 122ZM31 121V122H32ZM39 122H40V120H38ZM76 121V120H75ZM74 121V122H75ZM102 121V120H101ZM118 121V120H117ZM154 121V120H153ZM194 121V120H193ZM245 121H247V120H245ZM249 121V120H248ZM251 121V120H250ZM258 121H259V119H258ZM19 122V121H18ZM30 122V121H29ZM31 122H30V124H28V126L30 125L31 126ZM41 122V123H42ZM160 122V121H159ZM254 122V121H253ZM23 123V122H22ZM41 123H39L38 124V126L39 125H41ZM45 123V122H44ZM73 122H71L70 124H72ZM137 123V122H136ZM163 122H161V124H162ZM100 124V123H99ZM148 124V123H147ZM151 124V123H150ZM150 124H149V126H150ZM25 125V124H24ZM76 125V124H75ZM126 125H128V124H126ZM138 125V124H137ZM185 125V124H184ZM37 126V125H36ZM71 126V125H70ZM69 126V127H70ZM118 126H120V125H118ZM142 126V125H141ZM154 126H155V124H154ZM152 127V129L151 130H153V128H155V127ZM162 126V125H161ZM259 126V125H258ZM2 127V126H1ZM34 127V126H33ZM32 126H31V128H33ZM72 127H73V125L71 126V128L70 129H72ZM77 127V126H76ZM75 126H74V128H73V130L76 128ZM99 127V126H98ZM45 128H47V127H45ZM45 128H43V129H45ZM115 128V130H116V127H114ZM150 128H151V126H150ZM164 128V127H163ZM78 129V128H77ZM80 129V128H79ZM140 129V128H139ZM148 129V128H147ZM31 130V129H30ZM65 130V129H64ZM73 130L71 131V132H73ZM76 130V129H75ZM149 130V129H148ZM167 130H168V128H167ZM81 131V130H80ZM159 131V130H158ZM45 132V131H44ZM92 132V133H91ZM95 133L94 134H96L97 133V131H94ZM146 132V131H145ZM164 132V131H163ZM120 133V132H119ZM93 134V135H94ZM104 134V133H103ZM111 134V133H110ZM154 134V133H153ZM45 135V134H44ZM117 135V134H116ZM143 135V134H142ZM166 135V134H165ZM32 136V135H31ZM65 136V135H64ZM88 136H89V138H88ZM91 136V137H90ZM158 136V135H157ZM162 136V135H161ZM78 137H80V136H78ZM136 137V136H135ZM174 137V136H173ZM80 138V139H81ZM116 138H118V137H116ZM162 138V137H161ZM50 139V138H49ZM123 139V138H122ZM144 139V138H143ZM149 139V138H148ZM1 136H0V142H1ZM51 140V139H50ZM78 140V139H77ZM109 140V139H108ZM147 140V139H146ZM151 140V139H150ZM155 140V139H154ZM153 140V141H154ZM159 140V139H158ZM78 141H80V140H78ZM88 141H90V140H88ZM142 141H144V140H142ZM152 141V140H151ZM3 142V141H2ZM58 142V141H57ZM57 142H55V143H57ZM75 142H77L76 140H75ZM115 142V141H114ZM126 142V141H125ZM130 142V141H129ZM163 142H164V140H163ZM90 143V142H89ZM143 143V142H142ZM159 143V142H158ZM0 144H2V143H0ZM48 144V143H47ZM51 144H52V142H51ZM110 144H112V142H110L109 143V145ZM122 144V143H121ZM124 144V143H123ZM141 144V143H140ZM139 144V145H140ZM148 144V143H147ZM3 145V144H2ZM11 145V144H10ZM41 145V144H40ZM46 145V144H45ZM128 145V144H127ZM145 145V144H144ZM150 145V144H149ZM8 146V145H7ZM151 146V145H150ZM159 146V145H158ZM45 147H49V148H52L51 146H45ZM81 147V146H80ZM111 147V146H110ZM133 147V146H132ZM0 148H1V146H0ZM49 148H48V150H49ZM86 148V147H85ZM145 148V147H144ZM108 149V148H107ZM120 149V148H119ZM131 149V148H130ZM190 149V148H189ZM45 151V150H44ZM51 152L52 151H54L55 152V149L53 150V149H51L50 150ZM110 151V150H109ZM125 151V150H124ZM76 152V151H75ZM74 152V153H75ZM98 152H99V154H98ZM113 152V151H112ZM131 151L129 150L128 151V153H130ZM87 153V152H86ZM131 153H133V152H131ZM130 153V154H131ZM147 153H148V151H147ZM150 153V152H149ZM202 153V152H201ZM204 153V152H203ZM54 153L52 152V155H53ZM57 154H59V153H57ZM76 154V153H75ZM90 154V153H89ZM88 154V155H89ZM96 154V155H95ZM142 154V153H141ZM151 154H152V152H151ZM52 155H50V156H52ZM55 155V154H54ZM91 155H92V153H91ZM148 155V154H147ZM153 155V154H152ZM205 155H206V153H205ZM44 156H46V154L44 155ZM49 156V157H50ZM101 158H100V157ZM129 156H131V155H129ZM208 156V155H207ZM47 157V156H46ZM73 157V156H72ZM87 157V156H86ZM106 157H107V155H106ZM122 157V156H121ZM128 157V156H127ZM132 157V156H131ZM155 157V156H154ZM45 158V157H44ZM89 158V157H88ZM98 158H100V159H98ZM108 158V157H107ZM107 158L106 159H104V161L106 160V161H108L107 160ZM149 158V157H148ZM204 158V157H203ZM52 159H54L53 157H52ZM124 159V158H123ZM125 159H127L126 157H125ZM150 159V158H149ZM153 159V158H152ZM181 159V158H180ZM33 160V159H32ZM85 160V159H84ZM99 160V161H98ZM144 160V159H143ZM57 161V160H56ZM87 161V160H86ZM98 161V162H97ZM101 161H102V159H101ZM100 161V162H101ZM104 161L103 162H101L100 164L102 165L103 163H104ZM127 161V160H126ZM234 161H235V158L233 159V157H230V156H226V155H213L212 157H210V158H208L207 157V162H209L211 165L210 166H212L211 168H213L217 173V175H219L221 178H222V176L223 175H225V173H226V169H228V167H233V164H234ZM75 162V161H74ZM80 162V161H79ZM92 162V161H91ZM181 162V161H180ZM46 163H47V161H46ZM107 163V162H106ZM104 163L103 165L105 166H101V167H104V168H102L103 170H101V171H104L105 170V168L107 169V171L105 170L104 172H110V169L111 168H113V167H110V162L109 163ZM237 163V162H236ZM244 163V162H243ZM11 164V160L9 159V157L7 158V157H5V156H3V158L0 160V165H10ZM58 164V163H57ZM86 164V163H85ZM109 164V165H108ZM112 164V163H111ZM90 165V164H89ZM124 165V164H123ZM127 165V164H126ZM49 166V165H48ZM125 166V165H124ZM123 166V167H124ZM130 166V165H129ZM235 166V165H234ZM122 167V166H121ZM52 168V167H51ZM57 168V167H56ZM101 169V168H100ZM109 169V170H108ZM232 169H234V168H232ZM54 170V169H53ZM230 170H227V173H230L229 172ZM54 172V171H53ZM108 172V173H109ZM26 173V172H25ZM24 173V174H25ZM51 173V172H50ZM100 173V172H99ZM226 173V174H227ZM110 174V173H109ZM130 174V173H129ZM214 174H215V172H214ZM5 175H6V172H5ZM74 175V174H73ZM101 175V174H100ZM128 175V174H127ZM230 175V174H229ZM10 176V175H9ZM30 175H25L23 178L26 180V181H28L29 179H31V181L33 182V183H30V185L31 184H34V183H36V182H34L35 180H36V177H37V175H34V176H36V177H33L32 175L29 177ZM39 176H41V175H39ZM111 176V175H110ZM11 177V176H10ZM22 177V176H21ZM68 177V176H67ZM77 177V176H76ZM75 177V179L77 180V178ZM114 177V176H113ZM126 177H128V176H126ZM125 177V178H126ZM241 177V176H240ZM12 178V177H11ZM38 179V178H37ZM67 179V178H66ZM74 179V176H70L67 180L68 181H74L75 180ZM129 179V178H128ZM24 180V181H25ZM75 180V181H76ZM123 180V179H122ZM216 180V179H215ZM3 181V180H2ZM11 181V180H10ZM25 181V182H26ZM30 181V180H29ZM28 181V182H29ZM89 181V180H88ZM88 181H87V183H88ZM118 181V180H117ZM78 182V184H80L79 185V187H78V185H77V193L75 192L74 193V191L72 192L73 193V196H74V194H75V199H76V201H75V199H74V201L76 202H74L73 200H71V201H73L75 204H72L73 206L72 207H74L75 209H76V212L77 211H79V210H81L82 211V209H85V207L87 206H84L85 205V203H86V201H88L87 199H89L92 203H93V201L95 202L94 204L96 205V207L97 208H99V207H101L100 205L102 204V202H103V200H105L104 199V197L105 198H107L106 196H104L103 195V197H99V196H101L102 194L101 193H99L100 195H97L98 194V192H100V191H96V189H95V194H96V192H97V194L95 195V196H97V198L96 199H94L93 200V192H94V188H95V183H94V185L92 184V182L91 181H89L90 182V184H92V186L90 185L89 187L87 186V185H84L83 184V182L82 183H79L80 181H77ZM94 182V181H93ZM233 182V181H232ZM232 182H227V183H225V186L228 188H231L232 187ZM15 183V182H14ZM75 183V182H74ZM73 183V184H74ZM86 183V184H87ZM213 183V182H212ZM223 183V182H222ZM217 184V183H216ZM35 186L37 185V184H34ZM75 185H76V183H75ZM89 185V184H88ZM15 186V185H14ZM22 187V186H21ZM20 187V188H21ZM34 187V186H33ZM168 187V186H167ZM167 187L164 185V184H160L159 183V185H155V186H151V187H148V188H150L151 189V192L153 193V194H155V195H159L160 196V194H166L167 195V193L169 192V191H167ZM23 188V187H22ZM32 188V187H31ZM68 188V187H67ZM79 188V189H78ZM91 188V189H90ZM173 188V187H172ZM11 190V189H10ZM35 190V189H34ZM59 190V189H58ZM229 190V189H228ZM24 191V190H23ZM60 191H62V190H60ZM3 192V191H2ZM34 192V191H33ZM24 193V192H23ZM152 193H151V195H152ZM173 193V192H172ZM172 193H168V194H172ZM203 194V193H202ZM11 195V194H10ZM179 195V194H178ZM60 196V198H59V204H62V203H64V201H63V199L65 198H63V197H61V195H59ZM69 197H71V198H73V196L71 195V194H69L68 195ZM92 196V197H91ZM94 196V197H95ZM169 196V195H168ZM173 196V195H172ZM68 197V198H69ZM162 197V196H161ZM165 197H167V196H165ZM174 197V199H175V201L174 202H176V203H178L179 205L180 204H186L185 202H187L186 200H184L183 198H180V197H177V196H173ZM172 197V198H173ZM183 197V196H182ZM205 197V196H204ZM24 198V197H23ZM154 198H155V196H154ZM203 198V197H202ZM231 198V197H230ZM10 199V198H9ZM108 199V198H107ZM201 199V198H200ZM109 200V199H108ZM140 200V199H139ZM2 201V200H1ZM13 201V200H12ZM155 201V200H154ZM80 202H81V204H83V202H85L84 203V205H81L79 208H78V204L77 203H79L80 204ZM91 202H88V203H91ZM105 202V201H104ZM149 202V201H148ZM209 202V201H208ZM2 203V202H1ZM72 203V202H71ZM105 203H107L108 204V201L107 202H105ZM134 203V202H133ZM104 204V203H103ZM135 204V203H134ZM152 204V203H151ZM189 204V203H188ZM0 205H2V204H0ZM75 205H77L76 207L78 208V210H77V208L75 207ZM109 205V204H108ZM111 205V204H110ZM128 205V204H127ZM148 205V204H147ZM104 206V205H103ZM123 206V205H122ZM134 206V205H133ZM150 206V205H149ZM181 206V205H180ZM197 206V205H196ZM59 207V206H58ZM115 207V206H114ZM129 207V206H128ZM128 207H126L125 205L122 207L123 209H124V213H122V214H120V215H117L116 217V221H119V223L118 224H121V225H127V224H129V223H131V221L133 220H136V221H142V220H146L147 222H148V220H149V222H151V223H154V224H156L157 226H163V228L164 227H167V229L168 230H175V232H177V231H179L181 234H183L184 235V233L185 234H188V233H186L187 232V230H185L187 227H185V226H183L182 224H180V226L179 225H177V224H175V223H173V222H171L170 221V219H167V215H165L164 213L162 214V216L161 215H158V214H155V213H153L151 210H150V212H149V209L147 208V206L146 207H144V206H142V205H140V203H139V205H136L135 207H133V208H131L132 210H131V212L130 211H128L130 208H128ZM182 207V206H181ZM186 207V206H185ZM189 207V206H188ZM3 208H5V207H3ZM73 208V209H74ZM109 208H110V206H109ZM192 208V207H191ZM259 208V207H258ZM118 209V208H117ZM178 209V208H177ZM180 209V208H179ZM190 209V208H189ZM193 209V208H192ZM192 209H190V210H192ZM257 209V208H256ZM6 210V209H5ZM5 210H3V209H0V222L2 221V219H6L7 217H6V213L5 212H7V211H5ZM9 210V209H8ZM93 210V209H92ZM96 210V209H95ZM173 210H175V209H173ZM188 210V209H187ZM194 210V209H193ZM5 211V212H4ZM50 211H52V210H50ZM69 211V210H68ZM178 211V210H177ZM182 211V210H181ZM195 211V210H194ZM258 211H260V215H264V208H260V209H258ZM71 212H72V210H71ZM80 212V211H79ZM152 212V213H151ZM165 212V211H164ZM59 213V212H58ZM62 213V212H61ZM105 213V212H104ZM195 213V212H194ZM56 214V213H55ZM53 215V214H52ZM77 215V214H76ZM88 215V214H87ZM104 215V214H103ZM102 215V216H103ZM113 215V214H112ZM163 215H165V217H163ZM182 215V214H181ZM197 215V214H196ZM246 215V214H245ZM253 215V214H252ZM56 216V215H55ZM67 216H68V214H67ZM90 216H92V214L90 215ZM168 216H169V214H168ZM52 217H54V216H52ZM51 217V218H52ZM60 217V216H59ZM105 217V216H104ZM115 217V216H114ZM171 217H173V216H170V217H168V218H171ZM178 217V216H177ZM176 217V218H177ZM249 217V216H248ZM248 217H246V216H241V215H238V216H236L235 217V219L233 220V222L236 224V223H238L239 225H241L245 230H246V234H247V237H248V239L250 238V240H251V238H253V237H255L257 234H260V230L259 229H257L256 227V224L257 223H255L256 221H254V220H252V218L250 219V218H248ZM250 217H251V215H250ZM50 218V217H49ZM48 218V219H49ZM55 218V217H54ZM61 218V217H60ZM82 218V217H81ZM89 218H91V217H89ZM96 218V217H95ZM101 218V217H100ZM103 218V217H102ZM182 218V217H181ZM63 219V218H62ZM72 219V218H71ZM76 219V218H75ZM113 219V218H112ZM186 219V218H185ZM257 219V218H256ZM263 219V218H262ZM8 220V219H7ZM47 220V219H46ZM91 220V219H90ZM205 220V219H204ZM231 220V219H230ZM55 221H56V219H55ZM77 221H78V219H76V223H77ZM95 221V220H94ZM99 221H100V219H99ZM98 221V222H99ZM114 221V220H113ZM135 221V222H136ZM181 221V220H180ZM57 222V221H56ZM69 222V221H68ZM67 222V223H68ZM74 222V224L72 223V221H71V224L75 227H71L70 226V231L69 232H71V234L73 235V234H77L76 236H74L75 238L78 236V238H82V233H81V235H79L80 234V232L79 231H81V232H83V234H84V236L85 235H87L88 237H89V235H92L93 234V231H94V235H93V238H95V241L91 244L92 246H91V251L92 252H94V251H100V252H102V253H106V252H108L109 250H111V251H113L114 252V254L115 255H121L122 253H124L125 252V250H123L122 248L118 251L117 250V248L116 247H113L109 242H108V240H106L105 242H104V240H103V242L101 241L102 239V237H101V235L99 236V235H97L98 233H99V227L98 226H96V225H94L95 227H93L92 226V224L90 225L87 221H85V218H84V223H80L79 221V223L81 224V225H77L76 223ZM144 222V221H143ZM148 222V223H149ZM175 222V221H174ZM231 222V221H230ZM105 223V222H104ZM2 224V223H1ZM4 224V223H3ZM65 224H66V222H65ZM135 224V223H134ZM137 224V223H136ZM50 225H54V220H52V221H47V222H45V223H43L37 230H36V232H34L35 234H37L38 232H46L48 229V227L47 226H50ZM61 225V224H60ZM67 225V224H66ZM98 225H99V223H98ZM113 225V224H112ZM130 225V224H129ZM188 225V224H187ZM115 226V225H114ZM136 226V225H135ZM254 226H256V227H254ZM143 227V226H142ZM117 228V227H116ZM119 228V227H118ZM124 228V227H123ZM129 228V227H128ZM153 228V227H152ZM160 228V227H159ZM158 228V229H159ZM200 228H202V227H200ZM79 229V230H78ZM114 229V228H113ZM122 229V228H121ZM65 230H68V228H66V229H64L63 231H65ZM76 230L79 232V233H77L76 232ZM112 230V229H111ZM117 230V229H116ZM115 230V231H116ZM141 230V229H140ZM149 230V229H148ZM147 230V231H148ZM166 230V229H165ZM167 230V231H168ZM177 230V231H176ZM197 232H195L194 231V233H192V234H190V235H192V237L194 238V239H196V240H200V239H203V238H205V236H207V235H204L203 233H201L202 231H200L199 229H195ZM245 230H243V231H245ZM101 231V230H100ZM67 233H69L68 231H66ZM104 232V231H103ZM112 232V231H111ZM141 232V231H140ZM165 232V231H164ZM97 233V234H96ZM110 233V232H109ZM172 233V232H171ZM244 233V232H243ZM108 234V233H107ZM114 233H110L109 235H111V236H113L114 237V235H113ZM168 234V233H167ZM166 234V235H167ZM217 234V233H216ZM245 234V233H244ZM245 234V235H246ZM55 236H57L56 238L58 239V241H60L59 239L61 238V237H64L63 236V232L61 233V231L59 232H56L55 234H54ZM67 236H70V233H69V235L68 234H66ZM71 235V236H72ZM139 235V234H138ZM140 235H142V236H144V235H147L145 232H142V233H140ZM139 235V236H140ZM215 235V234H214ZM214 235H212V236H214ZM244 235V236H245ZM51 236V235H50ZM59 236V237H58ZM79 236H81V237H79ZM95 236V237H94ZM142 236H140V237H142ZM164 236V235H163ZM174 236V235H173ZM173 236H171L170 237V235H169V238H170V242L171 243H173V244H175V247L177 246V244L179 243L178 241L179 240H177L175 237H173ZM210 236V235H209ZM222 236V235H221ZM229 236V235H228ZM37 237H41V236H37ZM101 237V238H100ZM110 237V236H109ZM147 237V236H146ZM149 238L151 237V236H148ZM153 237V236H152ZM208 237V236H207ZM227 237V236H226ZM230 237V236H229ZM233 237V236H232ZM47 238V237H46ZM52 238H53V236H52ZM55 238V239H56ZM65 238V237H64ZM68 238H70V237H67V239ZM73 238V237H72ZM75 238H73V239H75ZM111 238V237H110ZM148 238V239H149ZM211 238V237H210ZM213 238V237H212ZM245 238H246V236H245ZM29 239V238H28ZM41 239H43V238H41ZM63 239V238H62ZM145 239V238H144ZM147 239V240H148ZM189 239V238H188ZM229 239V238H228ZM31 240V239H30ZM51 240V239H50ZM49 240V241H50ZM53 240V239H52ZM89 240V239H88ZM150 240H152V239H150ZM167 240V239H166ZM180 240H182V239H180ZM185 240V239H184ZM184 240H182V243H183V241ZM192 240V239H191ZM216 240V239H215ZM214 240V241H215ZM227 240V239H226ZM47 242H48V238H47V240H46ZM56 241V240H55ZM54 241V242H55ZM58 241H57V243H58ZM65 241V240H64ZM110 241V240H109ZM154 241V240H153ZM187 241V240H186ZM220 241V240H219ZM30 242H33L32 240L30 241ZM47 242H45V244L47 245ZM52 242V241H51ZM87 242V241H86ZM154 242H156V241H154ZM185 242V241H184ZM49 243V242H48ZM53 243V242H52ZM85 243V242H84ZM157 243H160V244H162L161 242H157ZM181 243V244H182ZM193 243V242H192ZM34 244V243H33ZM44 244V243H43ZM44 244V245H45ZM54 244V243H53ZM55 244H56V242H55ZM71 244V243H70ZM184 244V243H183ZM189 244V243H188ZM192 245V244H191ZM197 245V244H196ZM200 245V244H199ZM88 246V245H87ZM170 246H172V245H170ZM170 246H168L167 244H162V247H164V248H171ZM174 246V245H173ZM180 246V245H179ZM186 246V245H185ZM195 246V245H194ZM204 246V245H203ZM63 247V246H62ZM71 247V246H70ZM121 247V246H120ZM200 247V246H199ZM72 248V247H71ZM111 248V249H110ZM186 248V247H185ZM202 248V247H201ZM206 248V247H205ZM70 249V248H69ZM190 249H191V247H190ZM199 249V248H198ZM83 250H84V248H83ZM87 250V249H86ZM158 251H156V252H159V248L157 249ZM187 250V249H186ZM91 251H89V252H91ZM162 251V250H161ZM164 251V250H163ZM199 251V250H198ZM43 252L45 253V252H47L45 249H43ZM61 252V251H60ZM63 252V251H62ZM73 252V251H72ZM43 253V254H44ZM161 253V252H160ZM193 253V252H192ZM195 253V252H194ZM41 254H42V252H41ZM43 254L41 255V256H38L39 258H36L37 260H36V262H35V264H45V259H44V256H43ZM186 254V253H185ZM191 254V253H190ZM46 255V254H45ZM47 256V255H46ZM46 258V257H45ZM47 259H49L50 260V258H47ZM48 261V260H47ZM49 262V261H48ZM53 262V261H52ZM34 264V263H33Z\"/></svg>", "mask_w": 264, "mask_h": 264}]
</instances>
